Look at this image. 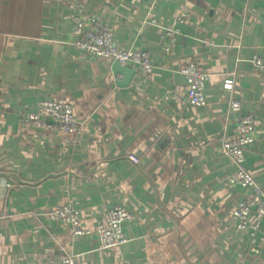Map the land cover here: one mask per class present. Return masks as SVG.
I'll use <instances>...</instances> for the list:
<instances>
[{"label": "crops", "instance_id": "1", "mask_svg": "<svg viewBox=\"0 0 264 264\" xmlns=\"http://www.w3.org/2000/svg\"><path fill=\"white\" fill-rule=\"evenodd\" d=\"M73 1L108 24L118 47L147 52L151 78L136 68L121 87L114 62L81 58ZM182 15L189 23L165 53L160 37ZM254 58L264 59V0H0V264L67 254L77 264H264V219L254 253L233 214L249 191L228 184L236 168L222 152L253 115L243 167L264 191V71ZM188 60L211 76L201 107L187 97ZM47 100L73 106L81 135L23 125ZM66 203L89 235L49 217ZM118 205L132 216L127 242L102 249L93 232Z\"/></svg>", "mask_w": 264, "mask_h": 264}, {"label": "built area", "instance_id": "2", "mask_svg": "<svg viewBox=\"0 0 264 264\" xmlns=\"http://www.w3.org/2000/svg\"><path fill=\"white\" fill-rule=\"evenodd\" d=\"M73 3L74 1L71 4L73 8L71 15L72 36L77 39L74 46L81 58L117 61L121 65L133 66L145 78H151L154 64L147 52L134 48L118 47L112 29L104 20L96 16H87L82 4ZM152 22L156 23L154 20ZM187 23L189 21L185 15L172 20L159 40L165 53L172 50L176 44L177 35L180 33V26ZM253 63L257 70L264 71V59L254 58ZM181 72L188 85L186 92L190 102L196 107L205 105V86L210 81L211 76L199 70L196 62L192 60L185 62ZM233 85L234 82L230 79L225 83L228 89L233 88ZM231 108L235 112L239 111L240 102H232ZM22 122L28 130L31 128L56 130L65 138V141L81 135L80 123L75 119L73 106L62 101L47 100L40 102L23 117ZM253 133V115L241 117L233 137L224 141L222 152L236 168V172L228 180V184L239 185L249 191L247 196L237 202L233 214L237 220L238 229L250 233L252 251L258 253L257 233L264 219V191L255 177L243 167L246 151L249 145L255 141ZM32 137L36 138L35 135ZM134 159V162H137L136 158ZM49 217L52 220L63 221L75 237L91 233L83 227L81 213L72 203H66L62 207L52 209L49 212ZM131 217L124 205L115 206L108 211L105 220L93 232L99 237L102 249L117 248L127 242V238L123 234V224ZM53 264H77V256L67 254Z\"/></svg>", "mask_w": 264, "mask_h": 264}, {"label": "water", "instance_id": "3", "mask_svg": "<svg viewBox=\"0 0 264 264\" xmlns=\"http://www.w3.org/2000/svg\"><path fill=\"white\" fill-rule=\"evenodd\" d=\"M112 71L115 75L122 74L125 76L126 80L120 85L121 87H125L128 83L131 82L133 75L136 73V69L131 66H122L119 62L115 61L112 65ZM128 81V82H127ZM7 191V180H0V196L6 194Z\"/></svg>", "mask_w": 264, "mask_h": 264}, {"label": "rangeland", "instance_id": "4", "mask_svg": "<svg viewBox=\"0 0 264 264\" xmlns=\"http://www.w3.org/2000/svg\"><path fill=\"white\" fill-rule=\"evenodd\" d=\"M87 15V14H86ZM87 16H89V15H87ZM90 16H94V15H90ZM74 40V42L77 40V39H73ZM73 45H74V43H73ZM75 47V46H74ZM128 66V65H127ZM131 67H133V66H131ZM184 67V66H183ZM182 67V68H183ZM134 68V67H133ZM136 69V68H135ZM182 73V72H181ZM204 73V72H203ZM204 74H207V73H204ZM209 75V74H208ZM184 76V75H183ZM185 77V76H184ZM135 158V157H134ZM134 158H131L133 161H135V159ZM137 160V159H136Z\"/></svg>", "mask_w": 264, "mask_h": 264}, {"label": "bare ground", "instance_id": "5", "mask_svg": "<svg viewBox=\"0 0 264 264\" xmlns=\"http://www.w3.org/2000/svg\"><path fill=\"white\" fill-rule=\"evenodd\" d=\"M122 66H127V65H122ZM129 66V65H128Z\"/></svg>", "mask_w": 264, "mask_h": 264}]
</instances>
